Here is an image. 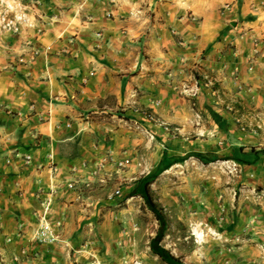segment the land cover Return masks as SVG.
Returning <instances> with one entry per match:
<instances>
[{"label":"crops","instance_id":"crops-1","mask_svg":"<svg viewBox=\"0 0 264 264\" xmlns=\"http://www.w3.org/2000/svg\"><path fill=\"white\" fill-rule=\"evenodd\" d=\"M1 9L4 259L76 264L92 217L120 200L144 205L143 181L172 179L171 198L218 182L185 168L223 166L235 185L264 188V0H6ZM179 89L196 91L197 117ZM38 192L50 200V243L34 239ZM262 197L244 212L261 250Z\"/></svg>","mask_w":264,"mask_h":264},{"label":"rangeland","instance_id":"rangeland-1","mask_svg":"<svg viewBox=\"0 0 264 264\" xmlns=\"http://www.w3.org/2000/svg\"><path fill=\"white\" fill-rule=\"evenodd\" d=\"M5 2L0 0V6L5 7ZM3 13L1 9L0 14ZM192 75L195 79V74ZM186 172L199 179L218 182L206 187L200 185L201 191L188 198L179 193L177 198H171L174 197L171 189L180 185L172 183V179L167 184L158 179L151 181L150 194L165 216L164 236L159 245L181 264H264V247L261 250L260 243L251 240L245 232L254 218L244 213L249 207L260 208L257 198L262 195L264 210V188L244 189L242 185H235L234 172L223 166L203 165L185 168L183 174ZM251 197L255 202H250ZM126 206L120 200L114 207L101 208L91 220L92 231L88 233L91 242L80 249L81 253L73 255L71 252L70 261L76 264H169L148 248L157 229L150 212L140 202L130 209ZM80 254L85 262L76 260ZM0 264L13 263L0 256Z\"/></svg>","mask_w":264,"mask_h":264},{"label":"built area","instance_id":"built-area-1","mask_svg":"<svg viewBox=\"0 0 264 264\" xmlns=\"http://www.w3.org/2000/svg\"><path fill=\"white\" fill-rule=\"evenodd\" d=\"M18 2H20L22 5L25 4H31L32 2H34V0H18ZM110 2L113 4L114 0H110ZM4 27L9 28L10 27V23H4ZM37 54V51H31L29 54V59H32L35 55ZM197 68H195L192 71V74H195L196 78L194 79L193 75H192V79L194 80V82H198V77L201 78V75L197 73ZM206 77H204L205 79ZM210 84V83H209ZM179 92L181 95L186 96L189 99V104H190V108L194 111V116L197 117V113H196V106H195V101H194V97L196 96V91L194 90H185L179 89ZM130 128H133L132 126H130ZM29 158L26 157V160H28ZM51 172L54 173L55 172V167H51L50 168ZM75 183L74 182H69L67 184V188L70 189H74L75 188ZM117 193V192H115ZM42 192H38L35 194L36 199L38 200V203L41 207V210L39 212H35L34 213V221H35V227H34V239H36L38 242H43V243H50L53 242L55 240V236L53 235V233L51 232V228L50 225L48 223L47 220V212L49 210V203L50 200L49 198L45 197Z\"/></svg>","mask_w":264,"mask_h":264},{"label":"trees","instance_id":"trees-1","mask_svg":"<svg viewBox=\"0 0 264 264\" xmlns=\"http://www.w3.org/2000/svg\"><path fill=\"white\" fill-rule=\"evenodd\" d=\"M151 181L152 179L143 181L138 192V195L142 198L145 208L150 212L157 223V229L154 236L148 242V248L152 254L157 256L162 261H167L169 264H181L176 258L170 255L159 245L164 236L165 216L163 209L153 200L150 194L149 185L151 184Z\"/></svg>","mask_w":264,"mask_h":264}]
</instances>
